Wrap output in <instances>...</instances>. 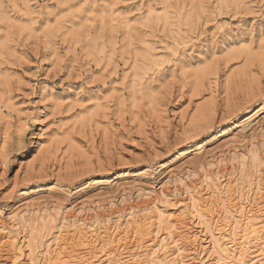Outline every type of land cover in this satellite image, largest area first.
<instances>
[{
  "label": "rangeland",
  "instance_id": "rangeland-1",
  "mask_svg": "<svg viewBox=\"0 0 264 264\" xmlns=\"http://www.w3.org/2000/svg\"><path fill=\"white\" fill-rule=\"evenodd\" d=\"M64 2L75 0H50L49 6ZM122 2L132 6L128 0ZM155 2L173 9L185 0ZM215 2L220 7L205 21L208 27L193 26L187 35L175 16L171 21L176 28L167 15L166 28H159L157 21L166 36L159 40L161 49L171 48L179 58L157 51L150 40L144 42L151 50L147 54L150 59L174 60V79L152 95H141L131 108L127 84L118 78L129 61H116L119 50L108 54L103 48L84 49L78 39L74 42L69 33L79 24L71 18L59 44L41 31L39 20L31 33L14 28L7 43L0 28V184L12 182L7 191L0 188V203L10 217L0 219V228L6 230L0 236L24 249L32 246L38 264L37 247L48 261L77 263L94 259V249L83 250V245L94 243L89 232L103 236L106 231L110 240L119 237L111 241L116 255L109 253V258L133 261L136 257L129 248L135 245L137 253L144 248L160 214L169 227L189 214L193 217L189 224L200 225L197 211L189 209L190 201L181 190L199 187L205 177L216 187L213 176L222 179L230 172L242 149L251 153L253 143L257 151L264 149V117L255 118L244 130L235 128L252 109L264 108V104L257 107V97L264 94V50L243 39L261 19L257 16L249 24L253 18L245 13L264 11V2ZM33 3L0 0V17H8L14 25L27 24L28 9L22 5ZM225 40L239 43L229 46ZM139 55L144 57L145 52ZM38 137L41 148L33 150ZM201 144L204 149L196 152ZM9 194L11 199L4 202L3 196ZM125 210L130 221L121 215L119 223L109 227V219ZM167 239L165 247L171 251L175 238ZM121 242L122 251L116 247ZM159 243L164 244L163 233Z\"/></svg>",
  "mask_w": 264,
  "mask_h": 264
},
{
  "label": "snow or ice",
  "instance_id": "snow-or-ice-1",
  "mask_svg": "<svg viewBox=\"0 0 264 264\" xmlns=\"http://www.w3.org/2000/svg\"><path fill=\"white\" fill-rule=\"evenodd\" d=\"M128 3L132 6L126 7L122 0H75V3H52L49 6L50 0H35L31 6L22 5L28 9L30 19L27 24L14 25L12 20L4 16L0 17V28L5 31L3 39L7 43L14 28L16 31L23 29L24 32L31 33L36 21L39 20L41 31L50 41L59 44L64 39V33L71 27L70 22L65 23L68 18H71L72 22L79 24L78 28H73L69 33V35H74V42L78 39L82 42L84 49L96 51L103 48L104 52L108 54L116 53L119 50L121 54L115 56L116 61H129L123 65V72L118 78H122L127 84L128 106L131 108L134 107L133 101L141 95H152L153 90L160 89L162 83L170 84L174 79L172 75L174 60H161L158 57L150 59L147 54L151 50L144 42L150 40L151 43L156 44L157 51H163L165 55L179 58L171 48L161 49L159 40L166 39V36L160 33L157 21H160L159 28H166L164 17L167 15L168 22H171L173 28H176L177 24L171 21V17L175 16L179 27L185 29L184 34L187 35V29L193 26L198 30L208 27L205 21L216 15V9L220 7V4L215 0H185L183 4L175 3L173 9H169L167 4L156 3L155 0H128ZM11 7H15V5ZM245 7L251 8L252 6L246 5ZM157 9L159 11H156ZM23 15L21 14V16ZM245 15L253 18L249 24H254V18L257 16H260L261 19L260 23L255 24L251 31L244 34L243 39L251 42L254 47L264 50V11H247ZM48 21H55V23H48ZM134 28L135 31H133ZM168 42L171 43V41ZM64 43L67 44V40H64ZM225 43L230 46L232 43H239V41L225 40ZM223 50L221 49V51ZM140 52H145V56L141 57ZM206 55L209 59L212 58L211 52ZM104 63L108 64L109 61L105 59ZM166 65L167 71H164ZM115 68V63L111 64L113 75H116ZM104 70L108 71L107 68ZM141 77H143L142 80ZM124 90L121 89L122 92ZM257 100L259 101L257 107L264 104V94L257 97ZM116 110H121L119 102ZM261 117H264V108H260L256 119ZM261 131H264V128ZM249 147L253 151L249 153L247 147L242 149L239 161L233 160L230 172H225L222 179L213 176L212 179L215 180L216 187H213L212 182L205 177L199 187L186 186L181 190L183 197L190 201L189 209L191 211L199 209L196 218L201 222L207 221L211 227V236L204 231L203 223L199 226L196 223L189 224V221L193 220L191 214L187 215L183 222L172 221L173 226L171 227L164 223L167 218L160 214L158 227L153 226L152 237H149L144 245L148 251L145 252L142 248L137 253L135 245L129 248V254L136 257L134 264H185V260H187V264H264V240L261 241L262 246L257 253L260 257L258 262L256 259L250 258V251H255L254 249L246 251L245 248L248 246L242 247L241 241L233 240V236L228 230L222 229L219 233L216 231L222 216L231 215L233 217L231 224L237 223L234 217L241 215V205L249 208L250 215L251 207L254 204L259 203L261 207H264V199H259L260 196H264V149L257 151L255 143ZM199 171L203 173L204 169L201 168ZM0 188L7 191L12 188V182L9 181L7 185L0 184ZM12 190L15 191L14 188ZM246 196L247 200H245ZM10 199L11 194L3 196L4 202ZM68 207L71 206L68 205ZM112 207L115 208L116 205H112ZM3 209L4 204L0 203V219H10ZM121 215L130 221L127 210H125L123 214L117 213L109 219V227L117 225ZM244 219L247 222V217ZM256 226L261 229L260 235L264 236V214H261ZM58 231H63V229L60 228ZM134 231L138 230L134 229ZM249 231H252L250 226ZM0 233L6 235V230L0 228ZM162 233L164 244L159 243ZM80 235L83 237L82 232ZM89 235L94 243L83 245V250L94 249V259L91 261L85 259L84 264H133L132 260H125L122 257H117L116 260L109 258V253L116 255V248L111 241L119 239L118 236L111 237L110 240L109 233L106 231L103 236L96 232H89ZM119 235L122 236L123 232H120ZM169 235L175 238V243L171 245V251L165 247L169 243L167 239ZM241 235L244 236L245 241L248 240L247 233L241 231ZM252 235L255 237L256 233L252 232ZM69 239L72 237L69 236ZM153 243L156 245L155 248L152 247ZM221 244L228 250L225 251V247H221ZM116 247L122 251L123 242ZM181 249L187 251H181ZM36 252L41 257L39 264H53L47 260V254L40 251L38 247ZM158 255L160 256L159 261L155 259ZM165 255L170 259H165ZM140 256H144L145 259L141 260ZM0 264H38V261L36 255L32 254V246L24 249L16 242L6 240L5 236H0ZM54 264H66V262L58 260Z\"/></svg>",
  "mask_w": 264,
  "mask_h": 264
},
{
  "label": "bare ground",
  "instance_id": "bare-ground-1",
  "mask_svg": "<svg viewBox=\"0 0 264 264\" xmlns=\"http://www.w3.org/2000/svg\"><path fill=\"white\" fill-rule=\"evenodd\" d=\"M259 110L260 109H255V111H251L244 120L238 121V123H236L235 128L236 129L243 128V130H244L247 126L251 125L253 120L257 117V113L259 112ZM38 136H40V135H38ZM20 145H22L21 142H20ZM41 145H42L41 138L38 137V139L36 141H34V143L32 144V148L31 149L38 150V149L41 148L40 147ZM204 147H205L204 144H201L195 150H196V152H199V151L203 150ZM259 199H264V196H260ZM245 200H247V196L245 197ZM233 207H235V205H233ZM197 211H199V209H197ZM261 214H264V207H261L259 203H256V204H254L251 207V215L249 214V208L244 206V205H241V215L234 217L237 220V223L236 224H231V219H233V217L231 215L222 216L221 217V222L219 224V227H217L216 231L219 233L222 229L228 230L232 234L233 240L241 241V246L242 247H244L245 245L248 246V247L245 248L246 251H249L250 249H254L255 250V251H250V258L256 259L259 262L260 257L257 255V253L261 249V246H262L261 245V241L264 240V236L260 235L261 229L256 226V222H258L260 220ZM245 217H247V222L244 219ZM201 223H203V228L206 231H208L210 233V236H211L212 229L209 226V224L207 223V221H204V222L200 221V224ZM249 226L251 227L252 231H249ZM241 231H243L244 233H247V235L249 237L248 240H246V241L244 240V236L241 235ZM252 232L256 233L255 237H253ZM89 242H90V240H89ZM152 246H154V245H152ZM220 246L221 247H225L223 244H221ZM233 248H235V245H233ZM182 250H184V249H182ZM227 250L228 249L225 247V251H227ZM72 253H73V251H72ZM110 259L111 260H116L117 258L112 257ZM135 259L133 260V264H134ZM155 259L157 261H159V259H160L159 255L156 256ZM63 261H65L66 264H84V262H80V261H78L77 263H73V261H66V260H63Z\"/></svg>",
  "mask_w": 264,
  "mask_h": 264
}]
</instances>
